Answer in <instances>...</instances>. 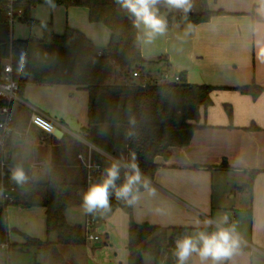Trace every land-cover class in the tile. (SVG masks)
<instances>
[{"label":"trees","instance_id":"obj_1","mask_svg":"<svg viewBox=\"0 0 264 264\" xmlns=\"http://www.w3.org/2000/svg\"><path fill=\"white\" fill-rule=\"evenodd\" d=\"M37 4L86 7L88 20L102 23L109 31L103 53L96 54L93 42L77 29L66 28L62 34H55L51 23L31 19L29 11ZM17 5L23 10L18 20L40 26L42 38L14 40L6 31L0 37V79L5 61L10 59L12 77L19 86V97L28 84L73 85L85 89L88 92V127L83 130L85 138L104 149L90 139L92 129L109 126L107 128L115 131L121 127V139L112 140L105 146L123 165L134 160L142 178L151 181L159 166L155 158L167 159L170 148L189 143L199 127L200 108L205 109L212 104L211 93L216 88L186 83L182 73L178 82L158 83L144 76L134 78L132 73L142 71L144 64L141 40L137 39L138 35H142L115 0H18ZM220 13L223 11L185 13L182 16L192 24H198ZM167 19L169 23L170 14ZM7 26L5 5L0 0V32ZM237 90L254 99L264 91V87L252 82ZM10 107L15 113L20 106L12 102ZM79 154L83 161L88 159L87 149L83 146L73 148L64 145L53 150L47 178L34 175L26 163L12 161L8 153L0 170V182L15 189L14 200L10 204L21 208H44L46 231L56 234L54 241L25 235V241L20 246L34 248L42 256L41 261L34 264H70L62 257L59 246H80L85 242L82 226L69 224L65 218L68 209H83L86 169L82 161L77 160ZM89 158L92 165L99 166V177L93 181L94 184L99 183L104 178L105 169L114 162L94 151L90 152ZM17 166L24 169L28 178L22 185L11 179V172ZM126 171L121 166L117 187L124 183ZM255 173L250 172L245 184L238 189L251 193ZM143 190L146 189L141 186L140 191ZM110 192L109 209H124L128 214L126 248L129 255L126 264H144V254L153 258V264L166 263L167 259L166 264H177L175 242L188 235L190 229L137 224L132 219V205L117 200L114 190ZM10 204L0 205V245L7 242L6 207ZM0 253L3 254L1 249Z\"/></svg>","mask_w":264,"mask_h":264},{"label":"crops","instance_id":"obj_2","mask_svg":"<svg viewBox=\"0 0 264 264\" xmlns=\"http://www.w3.org/2000/svg\"><path fill=\"white\" fill-rule=\"evenodd\" d=\"M259 7V0H191L188 13L219 10L223 13L198 24L175 17L177 22L187 20L190 26L187 36L183 34L178 42L175 41V55L188 69H192L189 59L193 60L197 72L193 75L181 70L174 74L182 73L186 83L200 82L216 89L211 93L212 104L200 108L199 127L189 143L170 148L167 159L155 158L159 166L149 181L155 195H149L147 190L140 191V199L132 205L131 211L135 223L162 228L186 227L190 229L188 235L195 230L234 225L228 221L221 224V218L226 215L229 219V215L239 211L242 192L248 191L238 187L255 171L247 208L253 218L252 234L243 242L256 252H260L259 246H264L259 235V231L264 232V91L253 99L237 90L252 82L264 87V15L258 11ZM167 12L168 8L160 6L161 15ZM157 62L163 65L159 76L171 72V64L165 56L159 57ZM140 74L153 80L159 78L145 74L143 64ZM64 97L69 99L68 103ZM21 100L22 105L14 113L16 125L19 129L29 126L34 138L12 139L7 151L9 159L21 163L18 153L22 149L32 173L43 178L42 167L46 165L49 170L54 147H63L61 141L65 136L74 140L73 148L85 147L88 158L94 151L108 159L103 149L88 141L83 133L88 127V92L85 89L73 85L28 84ZM64 111H70L69 118L63 116ZM54 137L58 142H54ZM79 155L77 160L81 161ZM112 210L110 218L118 222L119 228L126 229L127 212L120 208ZM16 212L14 224L21 217L28 223L33 219L39 222L38 233L30 230L29 237L42 240L43 233H47L45 209L18 207ZM206 220H211L212 225H205ZM8 237L7 231L6 240ZM14 243L24 242L20 239L7 242L8 246ZM231 264L249 263L232 260Z\"/></svg>","mask_w":264,"mask_h":264},{"label":"rangeland","instance_id":"obj_3","mask_svg":"<svg viewBox=\"0 0 264 264\" xmlns=\"http://www.w3.org/2000/svg\"><path fill=\"white\" fill-rule=\"evenodd\" d=\"M195 8V7H194ZM163 17L167 19L168 15H171L170 22H167V32L162 36H157L152 43H145L142 40L141 45V56L145 61L143 64V71L145 74H150L152 78L158 77L160 71L163 69L161 62H157L159 57H166L171 64L170 76L175 72L179 73L181 70H186V74L196 75L197 69L195 67V62L189 59V63L192 66V69H188L181 64V61L178 55H175L177 51L175 48V41L178 42V39L181 35L187 36L190 26L189 22L185 19H179V22L175 19L178 17H183L185 13L180 10L168 9ZM29 16L34 21L51 23L52 30L54 33L61 34L66 28L77 29L82 32L85 36H88L92 42L94 51L96 54H102L109 40V31L105 25L102 23L90 22L88 20V11L84 6L81 7H69L65 8L60 5H55L50 7L46 4H37L31 7L29 11ZM9 34V38L14 40H24L29 37L42 38V29L38 25H29L22 23L19 20H15L12 25H8L6 29L2 28L0 32V37L6 33ZM141 32V31H140ZM142 34V32H141ZM191 68V67H190ZM158 75V76H157ZM198 82V81H195ZM198 84H201L200 82ZM66 100V101H65ZM69 99L64 97V101L68 103ZM22 105L21 103H17ZM65 118H69L70 111L63 112ZM68 116V117H67ZM102 128L92 129L90 139L97 141V144L103 146V151L105 152L108 160L118 163V159L112 155V151H109L105 145H108L110 141L115 139H121L122 132L121 127L117 130H110L107 128L109 126H100ZM34 134V133H33ZM31 132H29V137L34 138ZM28 137V138H29ZM54 142L58 140L54 137ZM61 143L66 147H69L74 144V140L69 137H63ZM64 147V146H63ZM61 147V148H63ZM106 148V149H105ZM60 149L54 147V150ZM21 152L18 153L19 161L25 163L27 158H25V152L21 149ZM18 152V151H17ZM43 178L48 176V167L45 165L42 167ZM243 196L241 195L239 200V211L235 214L229 215L228 222H234L236 232L239 234L240 238V247L238 253L233 257L232 260H245L249 264H264V246L261 245L260 252L253 251L250 247H247L244 240H248L252 234L253 227V218L248 213L247 208H249L250 202V193L243 191ZM252 194V192H251ZM18 207L16 205H7L6 207V221H7V231L9 232V237L7 242H16L17 240L25 241V235L31 236L37 234L39 231V222L37 220H32L31 223H28L25 218L21 217L16 220L17 224L13 223V219L16 218ZM23 209V208H22ZM28 209V208H26ZM30 209V208H29ZM37 209V208H35ZM69 209L66 212V220L69 224H80L83 226L84 223V214L82 208ZM112 209L108 210H99L96 218V226L92 227V234L99 237V241H91L88 238H85L84 244L76 247L68 245H60L59 251L62 257L68 263L75 264H126L129 252L126 248L127 245V229L128 223H126V229L119 228L118 222L111 219ZM125 212V211H124ZM126 213V212H125ZM264 228V227H263ZM198 231H206L211 233L213 230L210 229H201L195 230L190 235L195 234ZM260 238L264 241V232L259 231ZM13 237H16L15 239ZM38 238V237H37ZM41 238V237H40ZM55 232L43 233L42 241L44 240H55ZM250 242V241H249ZM98 243L99 245H95ZM254 244V243H251ZM21 244H10L9 252L0 253V264H3L6 258H8V264H34L39 262L42 259V256L34 248H24L20 246ZM262 252V253H261ZM246 259H244V257ZM144 264H153V258L147 254L143 255ZM232 262V261H231ZM231 262L226 261L225 264H231ZM192 264H199V258L195 255L191 260Z\"/></svg>","mask_w":264,"mask_h":264},{"label":"clouds","instance_id":"obj_4","mask_svg":"<svg viewBox=\"0 0 264 264\" xmlns=\"http://www.w3.org/2000/svg\"><path fill=\"white\" fill-rule=\"evenodd\" d=\"M115 3L131 18L133 26L142 32L138 40L152 43L157 36L167 32V20L160 14V6L168 9L180 10L188 13L191 9V0H115ZM258 11L264 15V0H259ZM128 169L124 173V183L117 187L116 181L120 179L121 165L112 163L105 169L101 182L92 184L83 196V208L86 213L92 214L97 210L110 208V190H114L117 200H124L129 205L137 203L140 199V187L147 190L149 195H155L147 178L142 174L137 163L131 162L123 165ZM11 179L22 185L27 181V176L22 167L17 166L11 172ZM228 217L221 218L220 223L226 224ZM205 225L211 226L212 221L206 220ZM240 247L239 234L235 225L217 227L208 233L198 231L193 235H184L175 242L174 255L177 264H190L195 255L199 264H225L231 262Z\"/></svg>","mask_w":264,"mask_h":264},{"label":"built area","instance_id":"obj_5","mask_svg":"<svg viewBox=\"0 0 264 264\" xmlns=\"http://www.w3.org/2000/svg\"><path fill=\"white\" fill-rule=\"evenodd\" d=\"M3 2L7 15V23L8 25H12L15 20H18L21 17L23 10L17 5L18 0H3ZM132 76L134 78H139L141 77V74L139 70H136L132 73ZM154 81L158 83H165L171 81L178 82L180 81V77L178 74H173L172 76H170V73L163 72L160 74L159 78L154 79ZM18 90L19 86L12 77V66L10 59H8L3 65L2 77L0 79V102L5 101L4 104H0V170H2L5 164L10 141L12 139L24 141L27 140L29 137V126H27L25 129H19L15 123L14 113L12 112L10 107L12 102H22L21 97H19ZM78 159L82 161L83 166L86 169L87 191L88 188L92 184H94L93 181L99 177V166L92 165L89 158L86 161H83L81 155L78 156ZM121 166H123V164ZM14 194L15 189L13 187L4 186V184L0 182V205L4 206L6 204L12 203L14 200ZM98 211L99 210L92 214H89L86 213L83 208V233L84 237L88 238L91 241L100 240L97 235L92 234V227L96 226V218L98 215ZM0 249L1 252L8 254L9 246L7 242L1 244ZM3 264H8V258L3 261Z\"/></svg>","mask_w":264,"mask_h":264},{"label":"water","instance_id":"obj_6","mask_svg":"<svg viewBox=\"0 0 264 264\" xmlns=\"http://www.w3.org/2000/svg\"><path fill=\"white\" fill-rule=\"evenodd\" d=\"M171 85L173 84V82L172 83H170ZM98 244V243H97ZM166 263H168V259H167V261H166Z\"/></svg>","mask_w":264,"mask_h":264}]
</instances>
